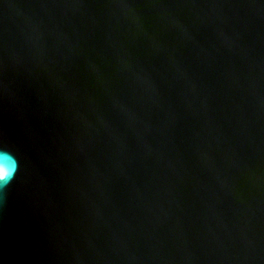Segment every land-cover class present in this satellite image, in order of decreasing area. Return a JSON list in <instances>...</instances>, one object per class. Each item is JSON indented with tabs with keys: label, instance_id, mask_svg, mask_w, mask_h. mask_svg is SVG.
Here are the masks:
<instances>
[{
	"label": "water",
	"instance_id": "1",
	"mask_svg": "<svg viewBox=\"0 0 264 264\" xmlns=\"http://www.w3.org/2000/svg\"><path fill=\"white\" fill-rule=\"evenodd\" d=\"M0 173V264H264V0H0Z\"/></svg>",
	"mask_w": 264,
	"mask_h": 264
},
{
	"label": "clouds",
	"instance_id": "2",
	"mask_svg": "<svg viewBox=\"0 0 264 264\" xmlns=\"http://www.w3.org/2000/svg\"><path fill=\"white\" fill-rule=\"evenodd\" d=\"M13 177H14V175H13ZM5 179V177L3 176V178H0V180H4ZM10 181V180H9Z\"/></svg>",
	"mask_w": 264,
	"mask_h": 264
},
{
	"label": "snow or ice",
	"instance_id": "3",
	"mask_svg": "<svg viewBox=\"0 0 264 264\" xmlns=\"http://www.w3.org/2000/svg\"><path fill=\"white\" fill-rule=\"evenodd\" d=\"M0 178H3V174L2 173H0Z\"/></svg>",
	"mask_w": 264,
	"mask_h": 264
}]
</instances>
